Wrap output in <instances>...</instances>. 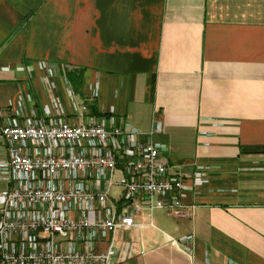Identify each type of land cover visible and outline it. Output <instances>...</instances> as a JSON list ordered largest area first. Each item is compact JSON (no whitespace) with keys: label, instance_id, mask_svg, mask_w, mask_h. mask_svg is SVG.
Returning <instances> with one entry per match:
<instances>
[{"label":"crops","instance_id":"1","mask_svg":"<svg viewBox=\"0 0 264 264\" xmlns=\"http://www.w3.org/2000/svg\"><path fill=\"white\" fill-rule=\"evenodd\" d=\"M80 68L99 116L113 109L165 147L170 172L208 180L184 195L191 219L134 215L116 264H264V0H0V123L78 121L66 73ZM190 234L188 257L169 241Z\"/></svg>","mask_w":264,"mask_h":264},{"label":"built area","instance_id":"2","mask_svg":"<svg viewBox=\"0 0 264 264\" xmlns=\"http://www.w3.org/2000/svg\"><path fill=\"white\" fill-rule=\"evenodd\" d=\"M89 89L96 98L98 85ZM73 116L75 123L46 109L44 117L0 123V264H116L115 234L140 227L134 215L143 208L193 216L195 205L183 198L208 182L201 168L170 172L165 147L120 123L113 109L98 116L83 104ZM112 187L121 189L114 200ZM192 240L190 234L169 243L191 257ZM97 241L107 243L103 251Z\"/></svg>","mask_w":264,"mask_h":264},{"label":"trees","instance_id":"3","mask_svg":"<svg viewBox=\"0 0 264 264\" xmlns=\"http://www.w3.org/2000/svg\"><path fill=\"white\" fill-rule=\"evenodd\" d=\"M83 74H84V69H73L71 71H68L66 73V79L69 81L73 91L76 93H81L82 89V83H83ZM90 111L92 115H101L98 113L97 108L95 106H90ZM255 152H260L264 151L263 148H255L253 149Z\"/></svg>","mask_w":264,"mask_h":264},{"label":"rangeland","instance_id":"4","mask_svg":"<svg viewBox=\"0 0 264 264\" xmlns=\"http://www.w3.org/2000/svg\"><path fill=\"white\" fill-rule=\"evenodd\" d=\"M73 91V90H72ZM74 93V100L76 102V105H77V108H78V111L80 112L81 111V108H82V105L85 104L86 106H88L90 108V106H95L96 107V101L95 100H89V99H85L82 97V90H81V93H76L75 91H73ZM119 191V189H116V188H113L111 189L110 191V194L111 195H115L117 192ZM155 214L157 212H154Z\"/></svg>","mask_w":264,"mask_h":264}]
</instances>
